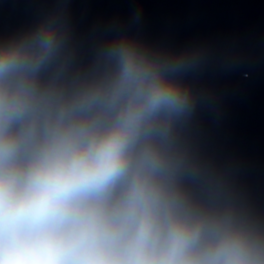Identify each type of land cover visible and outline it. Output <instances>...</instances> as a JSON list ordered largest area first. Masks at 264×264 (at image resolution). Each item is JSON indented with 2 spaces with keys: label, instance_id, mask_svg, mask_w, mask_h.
I'll return each mask as SVG.
<instances>
[{
  "label": "clouds",
  "instance_id": "1",
  "mask_svg": "<svg viewBox=\"0 0 264 264\" xmlns=\"http://www.w3.org/2000/svg\"><path fill=\"white\" fill-rule=\"evenodd\" d=\"M54 29L0 47V264H264V231L195 208L160 138L189 97L128 42L69 95Z\"/></svg>",
  "mask_w": 264,
  "mask_h": 264
}]
</instances>
